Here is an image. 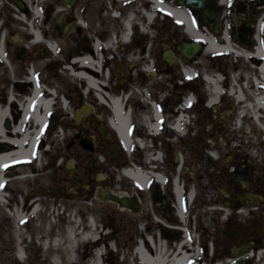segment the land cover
<instances>
[{"label":"rangeland","instance_id":"rangeland-1","mask_svg":"<svg viewBox=\"0 0 264 264\" xmlns=\"http://www.w3.org/2000/svg\"><path fill=\"white\" fill-rule=\"evenodd\" d=\"M6 1L7 4H3L7 9V25L14 39L11 48L17 53L9 65L0 64V109L9 108L3 122L8 132L7 138L10 137L14 123H18L20 119V106L25 97L31 94L33 87L27 79L31 68L36 70L39 81L45 86L54 88L57 93H64L68 107L63 109L60 106L63 102L58 98L59 105L55 108L52 122H49L37 138L34 161L15 162L7 165L1 172V175L4 174L10 181L3 186V193L7 194V198L0 202V264H90L97 261L94 248L99 243L104 244L106 249H99L101 264H135L137 242L127 241L133 239L134 234L136 240L143 241L148 253L153 257L157 253L167 255L173 248L176 251L182 247L181 252L194 259L197 256L194 248L203 242L206 251L214 249L216 258L232 259L233 264H253L243 258V255L249 252L248 248L246 253L243 252L245 254L242 253L237 258L231 255L234 247L239 248L233 239L235 230L248 225L243 223L242 218L231 219L224 211L220 212L219 218L212 215V211H215L213 209L221 206L225 200L220 194L223 187L215 173L220 170V163H215L209 156L211 153L218 154L213 144L208 143L211 138L209 136L214 133V129H210L209 125L217 120L204 112L201 114V111L207 110L201 102L207 94L202 74L199 73L193 82L187 83L180 72L181 68L188 67L203 74L205 70L206 74L210 75L209 73L216 72L222 66L235 71L247 63L235 62L233 57L210 53L198 58L196 63L183 65V60L177 55V62L182 65L174 64L169 68L171 86H168V93L172 94L173 107L180 110L178 98L189 96L191 93L200 99L198 106L190 112L195 115L196 121L189 125L188 132L182 136L172 131L167 132V146L172 149L168 157L181 153L187 168L185 185L190 189L194 187L199 198L196 208L191 210L192 219L189 218V222L188 206H185L188 195L184 196L186 216L182 222L174 209L175 197L173 193L168 194L169 184L161 192L152 186H149L147 191L141 190L122 175L116 166L117 157H111L109 165L99 160L94 168H86L83 163L81 166L84 171H79L73 179L69 169L76 168L80 160L73 157V149L68 150L67 146L73 136L85 127L84 123H81L80 127L73 124V112L82 102L91 106L93 114L100 118H104L106 113L111 116L110 110L95 96L96 92L86 91V84L75 77L80 64L73 63V59L90 56L89 60L102 65L103 71L108 69L109 81L104 89L108 91L110 98L130 94L133 101L137 98L143 100L146 94L152 96L157 90L159 75H147L151 64L163 61L161 55L165 51L176 52L170 47L172 39L175 38L177 45L183 42V39L191 40L184 33L183 25L164 12L157 11V21L149 27L148 33V26H145L147 20L140 14L142 10L148 11L149 8L144 3L132 0L125 3H115L113 0H79L70 8L64 7L60 0H20L26 6L27 11L23 13L26 16L31 14L34 17L35 8H40L43 12L44 20L36 27L46 40L57 45V52L52 54L44 44L35 46L30 42L32 37L28 34L25 24L14 17L21 14L15 11L11 0ZM169 1L171 0H165V3ZM111 6L120 11L119 19L112 17L114 12L110 10ZM130 14L134 16V35L129 44H115L119 40L118 35L123 32L124 21ZM143 28L145 32L139 33L138 29ZM168 31L173 32V38L169 36ZM17 40L22 43L18 44ZM97 40L105 45L109 41L114 43L106 50L102 45L98 50H94L93 43H97ZM99 52L103 57L101 63ZM154 67L163 77L164 67ZM206 69L212 71L208 72ZM97 78L103 80V73L97 75ZM227 78L238 83L239 75L232 73ZM42 96L46 98L50 94L42 90ZM11 98L13 105H10ZM143 103L145 104L144 101ZM132 110L135 112L134 108ZM227 124L229 125V122ZM24 127L26 131H32L34 124L27 121ZM42 136L45 139L47 137L45 142ZM142 136L146 138L143 140L145 148L139 150L133 146L125 157L128 163L132 162L144 170L152 164L148 163L149 156L155 153H151L149 147L150 136L146 133ZM172 140L174 141L171 142ZM162 141L166 143L165 140ZM113 150L114 147L109 148L110 152ZM173 168V165L163 164L161 170L168 180L174 177ZM97 175H101V181L95 180ZM151 184H154V181H151ZM87 186L89 188H86ZM106 190L112 195L124 194L130 198L141 193L143 198L140 199L139 207L142 208L140 211L143 212V217L127 210L120 211L118 205L97 199V192ZM109 198L106 200H110ZM164 204L171 208L173 213L168 215L172 220L165 216V209L161 207ZM204 204L207 207L202 210ZM158 209L163 212L162 215L158 213ZM149 214L151 217H148ZM153 215L157 220L152 218ZM195 215L196 222L200 225V235L197 233V227L191 224ZM167 225H177L185 228V231H181L179 227H174L173 230L167 228ZM147 227L150 228L146 229ZM71 230L72 236L68 234ZM98 237L100 241L96 243ZM54 243H58V246H54ZM193 243L195 246H192ZM244 244L242 248L247 247Z\"/></svg>","mask_w":264,"mask_h":264},{"label":"flooded vegetation","instance_id":"flooded-vegetation-1","mask_svg":"<svg viewBox=\"0 0 264 264\" xmlns=\"http://www.w3.org/2000/svg\"><path fill=\"white\" fill-rule=\"evenodd\" d=\"M11 1L14 5V9L20 14L27 11L24 2H22L23 0ZM3 3L7 4V1L0 0V47L2 55H4L9 62H12L17 56V53L11 48L14 39L7 25V9ZM186 11L193 18H196L198 15L197 12H190L187 9ZM219 19L221 22L225 23L229 47L252 50L256 45V41L261 47L262 44L264 45V0H229V5L226 6V9L221 8ZM258 21L259 24L257 26ZM206 28L207 33L210 34L211 30L207 26ZM154 29L153 27V30ZM148 33H150V31H148ZM168 34L173 38L172 31H168ZM16 42L18 44L22 43L21 40H17ZM176 42L174 38L170 43L171 49H175V51L177 46ZM201 43L204 47V43ZM219 44L223 45L221 42H219ZM155 50L157 51V48H155ZM176 54L179 56L177 51ZM204 54L205 51L203 52V55ZM220 56L226 57L228 55L223 54ZM0 64H3L1 59ZM182 64L184 63L182 62ZM182 64L180 62L176 65ZM154 65L164 67L165 73L162 77V75L159 74L160 71L158 69L156 70V75H159L156 92L152 96L146 94L143 100L137 98L133 101L131 100V95L126 96L123 99L122 112H125L127 116H129L130 125L127 130V135L132 142V148L136 146V148L140 150L136 143L134 144V139L138 138L144 143L143 140H146V138L142 136V134L146 133L150 136L149 140L151 143L167 151L170 148L167 146L169 139L167 132L172 131L175 120L180 115L188 113V111L174 108L171 102L172 94L170 95L168 93V86H171L169 68L173 65L165 61H160L159 63L155 61L152 64L153 68H155ZM206 70H208V72L212 71L211 69ZM217 70L224 77L221 79L220 85L224 90H227L231 87V80L225 79V77L230 71L223 66ZM238 71L241 72L239 83L246 82L249 94H243L242 101L230 100L227 96H218L214 100V105L207 110L201 111V114L203 115L204 112V114L217 120V122L214 123L215 125L212 123L209 127L210 129H214V133L209 136L211 138H209L208 143L211 142L218 152V155L223 158L221 159V163L230 165L232 169L230 173L222 171L219 175L220 181L223 182V185H225L227 189L228 195L223 197L228 203L226 209H228L227 211L231 214V219L238 220L242 218L243 223L248 225L244 226V228L241 227L235 230V237L233 239H235L234 241L237 243L239 250L242 249L245 243L247 247L244 251L248 248V250L252 252V255H258L264 260V121L261 116L264 106L258 107V111L255 114L256 117H254L252 113L256 108L254 107L255 104L251 99L250 93L255 87L254 84L258 81L259 75L257 70L254 68L240 67ZM203 72L206 71L203 70ZM185 99V96L178 98L177 104L181 105ZM205 101L206 98L204 100L202 99L201 102L204 103ZM149 103H154V111ZM133 108L135 112L132 110ZM88 117L81 121V123L85 125L83 130L77 132L74 135V139L70 141L67 146L68 150L73 149V157L79 158L80 160L78 165L77 163L75 164L77 167L73 179H75L79 171H84L83 166H81L83 163H85L86 168H94L99 160L100 162H104L105 165H109L110 158L117 157L116 166L120 169L129 166L128 164H133L132 162H127L125 156L128 153L124 147L117 142L111 127L105 119L106 115H104V118H100L93 114L91 121L88 120ZM225 118H230L229 125L224 120ZM152 124H154L158 132L154 136H152L149 131V126ZM181 127L182 129L188 128L187 125L184 124H182ZM77 135H81V137H83L82 139L85 140L82 144L81 137L75 138ZM162 140H165L166 143ZM90 146L93 147V151H88L86 149V147ZM110 147H114L112 152L109 151ZM150 165L151 164H149V166ZM142 198L143 196L141 193L135 196L138 202H140ZM161 207L163 210L165 209V216H169L168 213H173L171 208L167 207L165 204ZM140 210H142V208L136 205L135 215L138 214L140 217H143V212ZM151 210L152 207H150V212H152ZM158 213L160 215L163 214L159 209ZM220 214L219 212L216 217L219 218ZM148 217H151V215L149 214ZM152 218L157 220L155 215H153ZM170 219L172 220L171 217ZM166 227H170L173 230L174 227L181 228L177 225H167ZM149 228L150 227H147L146 229ZM181 231H185V228H181ZM127 241H129V243L131 241L137 242L135 246L136 252L143 251L152 256V254L148 253L143 241L140 239L136 240L135 234L133 239ZM170 251L171 253L169 254H172L179 250L175 251L173 248V250ZM136 260L135 264H141L137 256Z\"/></svg>","mask_w":264,"mask_h":264},{"label":"bare ground","instance_id":"bare-ground-1","mask_svg":"<svg viewBox=\"0 0 264 264\" xmlns=\"http://www.w3.org/2000/svg\"><path fill=\"white\" fill-rule=\"evenodd\" d=\"M151 1L155 6L158 7V9H162L165 11L166 15L170 16L174 21L179 22L183 25L184 27V32L186 35H188L189 38L194 39V40H203L206 44L205 48V53L206 54H213V53H218V52H223V51H228L230 50L228 47V44L225 40V36L221 35L219 37V42H221L223 45H219V43H216L215 40L209 36L204 29L205 34L201 33L200 31L197 30L195 24L193 23V19L191 15H189L184 9H179L176 8L172 5L173 0L169 1L168 4L165 3V0H149ZM227 0H221L222 5L226 3ZM141 3V2H139ZM36 14H38V11H34ZM140 16H143L146 18L148 22H150L153 18V12L152 10L148 11H141ZM134 16L130 14L128 18V23L125 24V29L121 33V35L118 37L121 43L128 42V32L125 33V31H128L129 27V21H132ZM130 19V20H129ZM143 33L145 32L144 30L142 31ZM141 32V33H142ZM117 39V40H118ZM34 44L35 46L38 45V41L40 40L39 34L35 33L34 36ZM114 42L109 41L106 47L111 48L113 46ZM119 43V44H121ZM49 48L54 50L55 46L54 44H49ZM94 49L98 47V43L93 46ZM48 49V48H47ZM264 49L256 48L253 50V53L257 57L256 61H258V66L259 70L261 71V74H264ZM1 51V47H0ZM167 56H170V60L174 61L176 59V55L171 52L167 51L166 52ZM73 63H79L81 67L78 69L77 75L75 77L78 80H82L86 84V90L90 91V89L94 90L96 92V95L101 102H105L104 100L106 95L103 93L104 88L107 87V84L101 83L97 79H94L95 77H92L91 71L86 68L85 66H88L90 68L94 67L93 65H98V62H93L89 60V57H77L73 59ZM185 73L186 77L191 76L189 71H183ZM106 77V75H105ZM259 80L263 81L262 85H259L257 87L253 88V91L250 93L251 99L254 102V107L256 110L253 111V116L256 117L257 109L258 107L264 106V77L262 75L259 76ZM207 81H212L210 79H207ZM213 82L212 89L210 90L209 93V101H208V106L211 104H214V100L216 99V95L221 94V87L218 85L219 79L216 78ZM210 88V87H209ZM238 94V95H237ZM245 95H248L249 92H245ZM101 95H104L101 97ZM230 95H234L237 98H241L242 93L239 92L238 90H231ZM111 106H112V119L110 120V127L114 130L116 133V136L118 140L123 144V146L129 151L131 146H130V140L128 139L126 132L129 128L130 121H129V116L125 112L122 113L123 109V103H122V97H112ZM11 100L10 105L12 104V98L9 99ZM192 101L191 98H188L184 101V106H188L189 103ZM239 101H242L239 100ZM53 105V101L45 99L42 97V95H39V91L37 89H34L32 93L29 95L28 98L24 100L22 105L20 106V119L18 123H14V126L12 127V131L9 134L10 137L7 138V130L3 126V122L5 121V118L8 114L9 108H5L3 110L0 109V183L2 180V175L1 172L2 170L7 166L15 162L19 161H25V160H31L32 156L34 155V150H35V145L34 143L37 142L38 138V130L43 128L46 124V119L45 115L51 111V106ZM263 121H264V110H262V115ZM27 121H31L34 124V129L32 131H26L25 129V123ZM180 122L179 125H177ZM175 123L176 127L175 129L180 128L181 123L184 122V117H181L178 119ZM264 124V123H263ZM153 129V127H152ZM181 129V128H180ZM177 130V131H178ZM152 132L154 130H151ZM180 133H182V129L179 130ZM13 137V138H12ZM8 142V144L6 143ZM2 145V146H1ZM125 176H127L130 180H132L134 183L137 185L143 187L145 189V183L150 179L152 176L150 173H140L139 171H136L135 169L129 170L124 173ZM158 180L160 178L156 175ZM100 193H106L108 196H111V193L106 191H102ZM177 199L178 201L180 200V193L177 191L176 192ZM1 196V194H0ZM107 201V200H105ZM110 202V201H109ZM111 204L115 205L114 202H110ZM119 210H125L123 207H119ZM72 236L73 230L68 232ZM69 238H71L69 236ZM54 246H58V243H54ZM236 247L233 248L232 250V255L235 257H239V255L244 251L245 248L242 250H237ZM182 251V250H181ZM180 250L177 251L176 253L169 254L168 256L162 255L161 253H157L156 256H150L146 254L143 251H139L136 253V256L138 260L140 261L141 264H186L188 257L186 256V253L181 252ZM20 257V255H18ZM101 254L97 256V261L92 262L90 264H101L100 263V258ZM21 258V257H20Z\"/></svg>","mask_w":264,"mask_h":264},{"label":"water","instance_id":"water-1","mask_svg":"<svg viewBox=\"0 0 264 264\" xmlns=\"http://www.w3.org/2000/svg\"><path fill=\"white\" fill-rule=\"evenodd\" d=\"M78 0H62V3L64 5H69V6H75ZM177 4L179 5H184L188 7L189 9L193 11H198L199 12V17H198V22L200 24H209L215 21L216 19V11L214 8V3L213 0H177ZM217 24V23H216ZM219 26V24H217ZM210 27H212L210 25ZM218 27L213 31L214 33H218ZM178 52L182 55L183 59L187 62L190 60H193L195 56L199 55L201 53V45L198 42H192V43H187L184 42L180 44L177 47ZM170 56H167L166 54L163 55V59L167 62H172V60L169 59ZM90 115L91 110L88 105L83 104V106L75 112V124H78L82 115ZM91 120V118L89 119ZM78 137V136H77ZM85 141L81 139V144L82 142ZM87 150L93 151V147H86ZM71 172L75 173V170H71ZM100 179V177H98ZM107 194L105 193H99V197L101 199H104ZM115 203H118L122 207H129V202L125 199H120L114 197L112 199Z\"/></svg>","mask_w":264,"mask_h":264},{"label":"trees","instance_id":"trees-1","mask_svg":"<svg viewBox=\"0 0 264 264\" xmlns=\"http://www.w3.org/2000/svg\"><path fill=\"white\" fill-rule=\"evenodd\" d=\"M198 199H199V198H197V199L195 200V202H194V204H195V205L197 204V202H198Z\"/></svg>","mask_w":264,"mask_h":264}]
</instances>
